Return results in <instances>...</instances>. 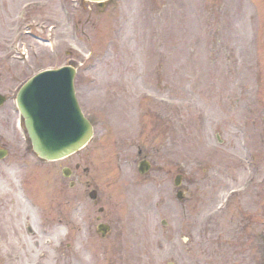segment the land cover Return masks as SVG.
<instances>
[{"label":"rangeland","instance_id":"1","mask_svg":"<svg viewBox=\"0 0 264 264\" xmlns=\"http://www.w3.org/2000/svg\"><path fill=\"white\" fill-rule=\"evenodd\" d=\"M65 64L79 69L95 135L68 158L40 162L17 125L16 95L37 72ZM0 93V144L24 169L8 170L13 156L0 160L2 187L24 178L44 212L33 219L0 190V239L6 234L17 264L36 262L35 249L43 252L36 264H264L263 189L256 196L249 182L252 138L264 131V0H0ZM146 154L153 167L142 177ZM64 166L74 169L75 188ZM87 178L115 215V257L75 240L77 216H63L67 236L48 228L74 202L88 206Z\"/></svg>","mask_w":264,"mask_h":264},{"label":"water","instance_id":"2","mask_svg":"<svg viewBox=\"0 0 264 264\" xmlns=\"http://www.w3.org/2000/svg\"><path fill=\"white\" fill-rule=\"evenodd\" d=\"M75 74L72 66L45 70L27 81L18 93V105L34 150L41 157L67 156L83 147L93 134V126L77 100ZM4 99L0 95V105Z\"/></svg>","mask_w":264,"mask_h":264},{"label":"flooded vegetation","instance_id":"3","mask_svg":"<svg viewBox=\"0 0 264 264\" xmlns=\"http://www.w3.org/2000/svg\"><path fill=\"white\" fill-rule=\"evenodd\" d=\"M128 138H126L127 140ZM132 139V138H131ZM264 140V138L262 139ZM147 158L146 155H144V157L142 159H145ZM258 159L259 161L260 160H264V153H263V150L260 148L259 149V153H258ZM233 165L232 163L230 162L229 163V168L232 169ZM259 170H260V167H259ZM257 172V171H256ZM184 176V174H182ZM254 181H256V186L257 187H261L262 185H264V181H262V179L260 178L259 180H256L255 177L253 179ZM72 185H75V180L72 178L71 180H69ZM70 183V184H71ZM92 183V180L90 179H87L86 180V184L87 185H90ZM95 204H101L100 207L98 206V211H99V214L97 215V221H98V224H97V228H98V234H99V237H101L102 239H108L110 237H112V232H113V224L115 223L114 219H115V215L112 211H110L109 209L106 208L104 202H105V196L103 193H98L97 194V198L96 200L93 201ZM101 222H104L106 223L107 225H109V228H108V232L103 235L100 231H99V227L98 225L101 223ZM115 241H113L114 243Z\"/></svg>","mask_w":264,"mask_h":264},{"label":"bare ground","instance_id":"4","mask_svg":"<svg viewBox=\"0 0 264 264\" xmlns=\"http://www.w3.org/2000/svg\"><path fill=\"white\" fill-rule=\"evenodd\" d=\"M2 186H4V183H3L2 181H0V189H1V190L3 189ZM23 205H24V207H25L27 210L30 211V206H29V204H28L26 201L23 202ZM63 230H64V227H63L62 225H59V226H56V227H55V233H57V232H62Z\"/></svg>","mask_w":264,"mask_h":264}]
</instances>
